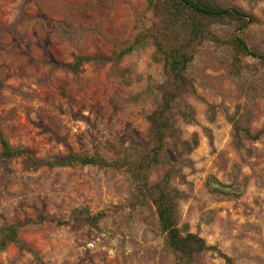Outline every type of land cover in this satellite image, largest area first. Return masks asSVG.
<instances>
[{"label":"rangeland","instance_id":"rangeland-1","mask_svg":"<svg viewBox=\"0 0 264 264\" xmlns=\"http://www.w3.org/2000/svg\"><path fill=\"white\" fill-rule=\"evenodd\" d=\"M219 1L251 16L244 38L264 56V0ZM156 22L148 0H0V133L42 159H136L151 147L148 117L165 74L152 45L116 58ZM216 30L225 40L236 34L229 22ZM78 56L94 60L76 73ZM192 77L196 95L181 104L193 117L178 121L183 155L168 142L169 162L150 181L171 173L183 193L179 226L218 249L193 264H227L221 254L264 264V137L240 143L232 123L264 128V59L208 43ZM85 211L106 217L94 228ZM11 225L20 243L0 251V264H178L155 205L137 200L125 169L13 159L0 167V237Z\"/></svg>","mask_w":264,"mask_h":264},{"label":"trees","instance_id":"trees-1","mask_svg":"<svg viewBox=\"0 0 264 264\" xmlns=\"http://www.w3.org/2000/svg\"><path fill=\"white\" fill-rule=\"evenodd\" d=\"M149 9L156 18L153 29L142 30L134 41L122 49L117 60L147 45L155 47V58L161 62L165 79L158 86L161 101L158 107L149 115L151 147L137 154L136 159L129 155L114 160L105 158L101 153L81 155L69 153L54 160L37 158L27 148L14 147L3 133H0V167L18 157H25L31 167H86L125 169L136 182L137 200L141 204L151 201L159 216L160 226L166 235L167 244L178 257V264H193L196 258L206 251L218 250L210 246L206 240L196 233L183 230L179 226V208L183 193L171 185L173 175L151 183L150 172L169 162L166 152L168 142L172 143L178 158L183 155L186 142L181 138L178 127L180 119L193 117L192 109H183L181 100L186 94L196 95V87L192 77V66L199 48L208 43L218 48L229 47L239 56H253L259 60L264 56L249 47L243 31L249 23V15L238 7H225L219 0H148ZM229 22L235 25V33L229 40L223 39L216 28ZM94 58L78 56L69 68L79 73L85 63ZM235 67V64L233 65ZM236 137L240 143L244 140H259L264 137V128L257 133L242 130L236 120ZM244 131V134H243ZM83 217L89 225L98 228L99 222L106 217L104 212L92 215L83 212ZM19 244V226L6 227L0 237V251L10 244ZM227 264H234L229 256L224 254Z\"/></svg>","mask_w":264,"mask_h":264}]
</instances>
